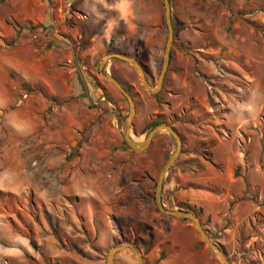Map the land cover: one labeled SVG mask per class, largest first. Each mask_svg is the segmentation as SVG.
Returning a JSON list of instances; mask_svg holds the SVG:
<instances>
[{"label":"rangeland","instance_id":"rangeland-1","mask_svg":"<svg viewBox=\"0 0 264 264\" xmlns=\"http://www.w3.org/2000/svg\"><path fill=\"white\" fill-rule=\"evenodd\" d=\"M112 1L104 0V4ZM156 1L160 22L146 43L126 29V23L115 19L110 10L101 11L99 8L103 18H97L88 11L89 18L80 20L83 13L73 10V0H0V28L3 24L19 29L32 28L30 32L37 41L48 43V47L53 46L62 54V67L75 70V87L79 91L74 93L73 99L83 105H80L73 122L65 117L58 119L60 141L47 140L48 146L43 147V197L57 196V190L51 188L50 183L52 165L49 152L44 150H52L54 144L68 153L65 160L70 166H75L73 169L82 165L92 168L94 165L104 172L103 188L107 196L124 181L123 178L114 180L117 177L114 171L119 167L125 169L129 165L150 164V172H144L139 179L150 182L146 209L152 215L153 224L160 223L164 228L163 233L158 234L164 235L167 229L169 232L164 248L168 257L165 259L169 262L174 257L177 264H198L200 261L223 264L209 251L191 220L169 218L158 210L155 204L156 181L162 165L176 148L175 140L168 132L162 131L145 151L131 149L124 141L121 122L129 114V103L107 75L115 78L133 99L135 112L130 121V134L134 140L142 141L153 124L162 121L178 132L181 151L173 165L190 153L211 160V145L217 137L231 132L223 123L230 106L247 99L249 91L254 92L257 122L247 127L243 134L245 138L251 136L252 141L259 145L258 157L264 159V0H169L174 30L172 58L163 85L156 94H151L130 63L117 57L104 64L102 61L113 53L124 54L143 66L150 87L158 83L168 29L163 0ZM35 6L43 7L47 14L51 12V19L33 22L26 18L19 24L17 16ZM111 22H115L113 30ZM2 39L5 44L15 40ZM78 43L81 46L76 49L74 44ZM66 144L71 145L70 148ZM262 163L264 169V160ZM144 192L145 188L141 187L137 194L142 197ZM62 196L70 201L75 198L67 193ZM110 198L113 203L114 197ZM236 201L228 202V215ZM261 204L264 205V198ZM26 207L32 213L31 206ZM54 207L58 208L57 205ZM74 207L80 210L82 204ZM50 208L47 203L41 206L42 219ZM191 212L197 215L202 228L224 251L230 264H264V208L236 226L232 225L236 221L232 216L224 218L220 231L236 227L235 236L227 244L225 240L220 241L221 238L218 240L209 234L207 222L200 218L202 209ZM94 213L95 209L91 207V218H94ZM41 223L46 225L45 220ZM2 236L6 238L7 233L0 229ZM2 249L0 244V256ZM104 259L108 264L107 253Z\"/></svg>","mask_w":264,"mask_h":264},{"label":"crops","instance_id":"crops-1","mask_svg":"<svg viewBox=\"0 0 264 264\" xmlns=\"http://www.w3.org/2000/svg\"><path fill=\"white\" fill-rule=\"evenodd\" d=\"M72 5L74 11L83 13L80 20L89 18L85 0H73ZM100 9L112 11L115 19L126 23V29L144 43L160 22L156 0H120L119 4L113 0ZM51 16V12L47 14L43 7L35 6L17 20L19 24L26 18L42 22ZM114 23L110 24L112 30ZM35 37L26 28L8 24L0 28V229L7 233L6 238L0 237V264H105L104 255L123 243L135 245L146 264H177L174 257L169 262L165 259L168 229L159 235L164 228L160 223L153 224L146 209L150 182L139 177L150 172V164L119 167L114 171V180L124 181L107 196L104 172L94 165L73 169L75 166L65 160L68 153L54 144L52 150H44L49 152L50 183L57 196L43 197V147L48 146L47 140L60 141L58 119L65 117L73 122L82 102L73 99L79 91L75 70L62 67V54ZM2 38L15 40L5 44ZM74 46L78 49L81 44ZM24 92L27 98L17 104ZM256 122L237 121L229 110L223 123L231 132L217 137L211 145V160L195 153L182 156L163 183L164 205L188 211L202 209L200 218L207 222L209 234L226 244L235 236L234 226L264 208V159L258 157L259 145L243 134ZM141 187L145 192L139 197ZM65 193L74 200L62 196ZM231 200L237 201L228 215L226 207ZM45 203L51 208L42 219L41 206ZM80 204V210L74 207ZM91 207L95 209L94 218ZM231 216L236 220L234 226L220 231L224 218ZM43 220L46 225L41 223ZM114 264L137 262L129 250H120Z\"/></svg>","mask_w":264,"mask_h":264},{"label":"water","instance_id":"water-1","mask_svg":"<svg viewBox=\"0 0 264 264\" xmlns=\"http://www.w3.org/2000/svg\"><path fill=\"white\" fill-rule=\"evenodd\" d=\"M164 8H165V21L168 29V36L167 41L165 45L164 55H163V62H162V68L160 71L158 83L154 87H150L147 84V80L145 77V70L143 66L135 59L130 58L124 54H110L107 55L104 60L102 61V64L106 63L107 60L117 57L120 58L128 63H130L132 66L136 68V70L140 74L141 82L143 86L151 93L156 94L164 82L165 73L167 71V68L169 66L170 62V55H171V46L174 38V30L172 25V18H171V5L169 0H163ZM107 78L115 85V87L127 98V101L129 103V114L125 119H122V133L125 143L133 150L137 152H143L145 151L149 145L151 144L152 140L162 131L168 132L175 140L176 148L174 152L168 157V159L164 162V164L161 167V170L159 172L157 181H156V188H155V204L158 208V210L167 216H172L176 218H183L187 220H191L193 222V225L195 227L196 232L198 235L202 238L203 242L209 249L211 253L216 255L220 261L223 264H230L229 260L227 259L225 253L223 250H221L220 247H218L207 235L205 230L202 228L201 223L197 215L191 211L183 210V209H167L162 204V190H163V183H164V177L169 171L170 167L173 165L175 160L177 159L180 151H181V138L178 134V132L175 130L173 126H170L167 123H160L155 125L146 135V137L142 141H136L133 139V137L130 134V126H131V117L133 116L135 112V106L132 97L128 94V92L125 90V88L112 76H108ZM120 250H129L132 255L134 256L137 264H146L141 256V253L138 251L135 245L131 243H123L114 246L108 253H107V260L108 264H114V256L115 254Z\"/></svg>","mask_w":264,"mask_h":264},{"label":"clouds","instance_id":"clouds-1","mask_svg":"<svg viewBox=\"0 0 264 264\" xmlns=\"http://www.w3.org/2000/svg\"><path fill=\"white\" fill-rule=\"evenodd\" d=\"M117 4L120 3V0H116ZM85 6L88 11L97 16V18H103V14L99 11V8H104V0H85ZM120 11L119 8L116 9ZM121 15L123 13L121 12ZM254 92L249 91L247 99L241 101L235 105L230 106L231 112L234 113V118L239 121L241 119L254 120L256 114V105L254 103ZM15 127V125H13ZM20 131V129H17Z\"/></svg>","mask_w":264,"mask_h":264},{"label":"built area","instance_id":"built-area-1","mask_svg":"<svg viewBox=\"0 0 264 264\" xmlns=\"http://www.w3.org/2000/svg\"><path fill=\"white\" fill-rule=\"evenodd\" d=\"M249 16H251L252 14H247ZM27 93H23L22 96L17 100V104H21L23 103V101L27 98Z\"/></svg>","mask_w":264,"mask_h":264},{"label":"trees","instance_id":"trees-1","mask_svg":"<svg viewBox=\"0 0 264 264\" xmlns=\"http://www.w3.org/2000/svg\"><path fill=\"white\" fill-rule=\"evenodd\" d=\"M23 28H24V27H23ZM26 28H28L29 30L32 29V28H30V27H26ZM171 58H172V52H171V55H170V61H171ZM162 122H163V121H162ZM162 122L154 123V124H153V127H154L155 125H157V124L162 123ZM169 218H172V216H169ZM161 258H162V255H161Z\"/></svg>","mask_w":264,"mask_h":264},{"label":"bare ground","instance_id":"bare-ground-1","mask_svg":"<svg viewBox=\"0 0 264 264\" xmlns=\"http://www.w3.org/2000/svg\"><path fill=\"white\" fill-rule=\"evenodd\" d=\"M137 140V139H136Z\"/></svg>","mask_w":264,"mask_h":264}]
</instances>
